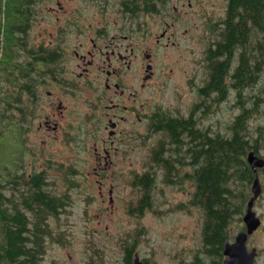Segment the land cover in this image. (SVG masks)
<instances>
[{"label":"flooded vegetation","instance_id":"af4514ba","mask_svg":"<svg viewBox=\"0 0 264 264\" xmlns=\"http://www.w3.org/2000/svg\"><path fill=\"white\" fill-rule=\"evenodd\" d=\"M217 2L222 5L221 0H194L192 8L190 0H10L9 34L0 49L10 78L8 156H66L62 163L76 177L81 172L71 165L73 157L91 156L83 169L101 183L103 201V186L108 185L110 202L113 186L137 153L171 164L169 183L162 185L185 187L194 165L204 160L206 135L230 137L234 119L230 132L223 133L220 101L253 90L251 73L241 89L235 85L238 51L235 41H222L225 7L214 18ZM231 37L236 38L234 29ZM181 44L183 52L198 57L175 68ZM194 45H200L198 51ZM222 61L225 99L219 100L222 90L210 82ZM180 67L188 89L185 105L164 109L161 86ZM154 158L147 171L155 183L163 182V168ZM53 161L46 160L49 168L62 167ZM248 169L250 187L263 172ZM38 171L48 177L46 168ZM147 171H131L137 200Z\"/></svg>","mask_w":264,"mask_h":264},{"label":"trees","instance_id":"16d2710c","mask_svg":"<svg viewBox=\"0 0 264 264\" xmlns=\"http://www.w3.org/2000/svg\"><path fill=\"white\" fill-rule=\"evenodd\" d=\"M9 3L10 0H0V49L9 34L12 13ZM224 10L226 28L222 41H235L234 47L238 51L235 85L241 89L247 74L251 73L255 87L259 80L264 81V0H226ZM233 29L236 33L234 39L231 37ZM0 54V264H55L44 261L47 239L52 237L49 219L58 217L71 202L67 193L51 191L44 171L27 173L8 156L7 136L3 133L11 121L7 87L10 78L7 56L3 52ZM225 63L222 61L211 74L210 84H218L222 90L219 100L225 99L221 83ZM234 98L240 112L232 122L230 137L206 135L204 160L200 165L196 163V169L189 175L194 191L188 204L202 210L204 221L201 246L183 264H223V245L234 234L230 230L232 221H241L249 199V189L246 192L239 186L249 188L250 175L245 157L251 149L258 154V141L264 136V125H257L253 134L248 119L264 116V94L254 91L251 94L239 93ZM172 143L179 144L177 141ZM152 161L158 163L160 160L154 158ZM159 164L163 168V182L168 184L171 164ZM155 179L149 171L141 177L142 195L128 207L130 215L139 219L153 209ZM137 243L138 237L124 243L120 264H133ZM143 263L148 264V259ZM86 264L102 263L91 260Z\"/></svg>","mask_w":264,"mask_h":264},{"label":"rangeland","instance_id":"374dc122","mask_svg":"<svg viewBox=\"0 0 264 264\" xmlns=\"http://www.w3.org/2000/svg\"><path fill=\"white\" fill-rule=\"evenodd\" d=\"M213 1V0H210ZM194 0H190L193 4ZM188 3V1H186ZM222 5H215V17L219 19L223 14L226 0H221ZM194 8V4L192 5ZM191 11V9H189ZM193 16V22L196 20ZM191 21V18L189 20ZM186 26L191 25L180 23ZM176 40L180 41L177 37ZM190 45V43H189ZM181 47L174 58L175 68L184 66L190 56L183 52ZM200 45H194L193 50L198 51ZM190 49V48H189ZM254 91L264 94V81H258ZM188 89L184 83L182 68L172 71L161 86V106L164 109L171 107L181 108L185 105L183 94ZM222 107L220 116L222 132H230L231 121L239 114L240 109L234 98L227 103L220 101ZM257 125H264V116L256 115L248 119L251 133ZM7 136V127L5 133ZM7 143V142H6ZM27 152V144L24 142ZM259 156H264V136L258 141ZM32 148L35 149V143ZM253 151L252 149L248 152ZM247 152V153H248ZM91 156H76L71 164L76 166L81 176H73L66 169L62 161H67L66 156H10L11 160L21 165L27 173L39 168H46L49 188L56 194L67 193L70 205L58 217L50 218L52 237L47 239L44 261L55 264H86L93 260L102 264H120L123 245L127 240L138 237L137 258L143 263L148 259V264H183L191 259L192 255L201 246V227L203 212L199 208L191 207L188 202L194 191V183L189 180L182 188H173L162 185L161 181L155 183L153 209L145 212L141 218L128 213V207L135 204L138 190L131 187V171L144 172L149 169L151 156H130L131 164L126 165V172L119 185L113 186L111 200L108 201V185L103 186L102 192L105 201L100 196L98 187L101 183L88 176L84 171V161ZM62 163V167L53 165L48 167L46 160ZM103 181V180H102ZM262 193L253 205V210L261 219V226L246 242L247 248L255 247L258 255L254 264H264V175L259 177ZM165 184V183H164ZM182 186V185H179ZM251 186V185H250ZM252 195L250 187L240 185ZM188 192V194H187ZM242 217V216H241ZM243 222L234 219L231 224V233L234 235L242 230ZM230 240V242L233 240Z\"/></svg>","mask_w":264,"mask_h":264},{"label":"water","instance_id":"95a60500","mask_svg":"<svg viewBox=\"0 0 264 264\" xmlns=\"http://www.w3.org/2000/svg\"><path fill=\"white\" fill-rule=\"evenodd\" d=\"M246 162L254 172H256L257 168H261L264 175V159L256 155L254 151L247 153ZM250 189L252 195L248 199L245 211L241 217L243 229L239 230L234 235L231 242L226 241L224 243L222 250L224 256L223 264H254L257 254L256 249H248L246 242L248 236L251 235L261 224L260 218L253 210L254 201L261 193V186L257 176L252 180ZM133 264H141V262L138 261L136 253L133 256Z\"/></svg>","mask_w":264,"mask_h":264}]
</instances>
